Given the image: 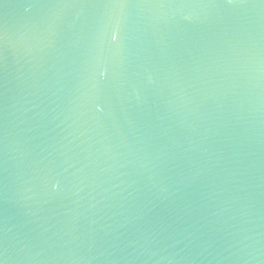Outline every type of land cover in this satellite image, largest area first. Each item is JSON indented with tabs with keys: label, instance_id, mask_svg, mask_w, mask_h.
I'll use <instances>...</instances> for the list:
<instances>
[{
	"label": "water",
	"instance_id": "water-1",
	"mask_svg": "<svg viewBox=\"0 0 264 264\" xmlns=\"http://www.w3.org/2000/svg\"><path fill=\"white\" fill-rule=\"evenodd\" d=\"M0 264H264V0H0Z\"/></svg>",
	"mask_w": 264,
	"mask_h": 264
}]
</instances>
